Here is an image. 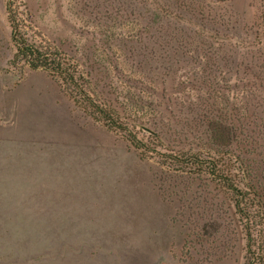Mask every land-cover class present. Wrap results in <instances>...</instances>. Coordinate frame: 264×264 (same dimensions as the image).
Returning <instances> with one entry per match:
<instances>
[{"label": "rangeland", "instance_id": "1", "mask_svg": "<svg viewBox=\"0 0 264 264\" xmlns=\"http://www.w3.org/2000/svg\"><path fill=\"white\" fill-rule=\"evenodd\" d=\"M200 1L204 34L190 16L173 26L174 0H0V264H246L248 222L264 264V0ZM9 13L19 39L76 61L150 150L14 63ZM240 151L249 172L231 173L259 194L247 216L221 180L169 154L232 164Z\"/></svg>", "mask_w": 264, "mask_h": 264}, {"label": "trees", "instance_id": "2", "mask_svg": "<svg viewBox=\"0 0 264 264\" xmlns=\"http://www.w3.org/2000/svg\"><path fill=\"white\" fill-rule=\"evenodd\" d=\"M166 6V13L173 15L175 14L178 17H184L181 19L175 17L178 18L175 20L172 18V20H174L173 26L178 27L180 23L185 22L188 19V16H190L189 21L193 25V29H196L191 30V33L199 32V34H204L205 30H207L208 32V28L206 27V17L209 14L208 12L205 13V10L203 9L204 6L201 5L200 0H174V3L172 2L171 4H167ZM162 10L165 11L164 8H162ZM159 12H161V10ZM9 18L12 27L11 38L16 46V52L13 56L14 63L24 61L27 65H29L31 69H43L52 77L58 78L69 96L72 97L76 102H79L80 99L84 101L85 105L88 106L89 109L93 110V113L95 114V117L97 119L105 121V123L110 128H118L119 130H123V127H125L124 129L127 131V138L131 141L135 148L140 151H143L144 148L147 149V151L150 150L146 147L145 143L142 140H140L134 133H132L133 131L129 130L126 125L127 122H124L125 124L123 125L122 119L118 121L119 118L117 117L118 112L116 108L106 104L105 102H100V100L94 98L98 96L94 92H91V83L89 79H87L83 75V72L81 70H78V64L76 61L71 60L66 55H64L60 49L58 50L55 47L52 48L49 46H42L35 43H30L26 39H19V30L16 20L10 13ZM190 32L186 33L189 34ZM174 61L180 62L181 60L174 59ZM205 66H207V68H212L213 64H205ZM206 71L207 69H204L203 72ZM209 73L211 72L209 71L208 74ZM215 77L216 76L214 74L213 79H215ZM260 83V86L264 88L263 79H260ZM251 107L258 108V105L251 103ZM241 112V120H245L243 127L244 129H246L245 132L243 131V128H241L239 131L241 132V134L244 133V135L251 140V142L249 141V144L253 145L255 142L254 136L246 130L251 127V125L256 126V124L254 123V121L246 122L247 117L245 116V114H247L248 112V107L242 108ZM259 120L262 122L263 118ZM259 126H263V124L260 123ZM160 138L162 140V137H159V140ZM169 154L175 159L173 161H178V163H181L182 165H190L188 166L190 168L195 167L199 170H204L208 174L212 175L215 179L221 180V182L224 183V186L227 187L232 192V194H235L236 212L241 216L248 215L247 207L249 208L250 204L252 205V207L259 206V200H257V196L259 194L256 191L255 187L250 188L248 186L245 190L240 189L235 182L234 174L231 173L232 167H234V169L235 167H237L241 172H244V176L246 172H249V169L244 166L245 158L243 157H245V151H240L237 155H234L232 164L230 163V161H223V157L226 156L225 152H222V155L217 158L209 157L207 159H202L191 154L187 157L186 160L177 158V153ZM228 165H231L232 167ZM251 195L253 196V200H251L248 205L247 201L250 200ZM243 229L247 240V254L249 255L246 264H259L255 252L251 250L253 241L252 224L250 222L245 223Z\"/></svg>", "mask_w": 264, "mask_h": 264}]
</instances>
